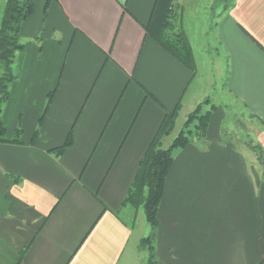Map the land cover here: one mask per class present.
Listing matches in <instances>:
<instances>
[{
    "label": "crops",
    "instance_id": "0c3cea01",
    "mask_svg": "<svg viewBox=\"0 0 264 264\" xmlns=\"http://www.w3.org/2000/svg\"><path fill=\"white\" fill-rule=\"evenodd\" d=\"M229 1L34 0L1 115L0 264H146L151 226L124 203L167 115L163 149L206 100L207 138L166 180L157 264H264V165L224 129L233 109L264 152V0ZM170 8L193 70L159 42Z\"/></svg>",
    "mask_w": 264,
    "mask_h": 264
},
{
    "label": "trees",
    "instance_id": "16d2710c",
    "mask_svg": "<svg viewBox=\"0 0 264 264\" xmlns=\"http://www.w3.org/2000/svg\"><path fill=\"white\" fill-rule=\"evenodd\" d=\"M51 0H48V4ZM34 0H8L0 25V141L5 135V126L2 122L3 105L8 100L10 85L17 79L13 71V64L18 52L25 48L21 42L23 24L34 13ZM172 8L164 17L161 31L157 33L161 45L177 58L181 63L194 69L192 50L182 34H175ZM210 105V100L204 101L189 114L182 130L167 149L162 148L163 138L173 131L176 112L167 115L157 137L152 143L144 160L141 162L137 179L129 193L125 205L139 211L142 209L146 220L151 226V233L141 240L140 247L148 254L147 264H157L154 248L155 228L158 212L165 192L166 180L171 171L177 150L186 149L196 140L207 138L213 112L217 109ZM67 143L62 148L69 146ZM251 150L257 153L260 162L264 165V152L260 146L251 145Z\"/></svg>",
    "mask_w": 264,
    "mask_h": 264
},
{
    "label": "rangeland",
    "instance_id": "374dc122",
    "mask_svg": "<svg viewBox=\"0 0 264 264\" xmlns=\"http://www.w3.org/2000/svg\"><path fill=\"white\" fill-rule=\"evenodd\" d=\"M225 1H226V4L230 3L229 0H225ZM215 9L217 10L218 8H215ZM1 74H2V72H0V76H1ZM211 106H212V104L207 106L205 108V110L210 109ZM246 116L247 115L244 114L242 118H246ZM242 120L239 119L238 114L232 109V110L228 111V120H227V123H226L224 129H225L226 134L228 133L227 135L230 137V140L232 142H234L235 144L243 143L244 145H246L247 147L250 148L251 145L255 146L253 144V141L255 139H254L253 135H250V134L247 133L248 131L246 130V126L243 124ZM245 122H246V120H245ZM256 155H257V153H256ZM257 157H258V155H257ZM258 160H259V157H258ZM259 162H260V160H259ZM260 164L263 165L261 162H260ZM138 219H139V225H140L139 227H140V229H142V227L144 225H148L145 213H144V211L142 209H140ZM148 236L149 235H147V237ZM146 260H147L146 261V264H147L148 258Z\"/></svg>",
    "mask_w": 264,
    "mask_h": 264
}]
</instances>
